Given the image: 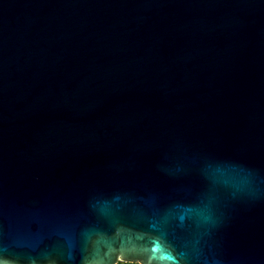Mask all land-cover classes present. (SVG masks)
I'll use <instances>...</instances> for the list:
<instances>
[{"label": "water", "instance_id": "obj_1", "mask_svg": "<svg viewBox=\"0 0 264 264\" xmlns=\"http://www.w3.org/2000/svg\"><path fill=\"white\" fill-rule=\"evenodd\" d=\"M264 264V0H0V264Z\"/></svg>", "mask_w": 264, "mask_h": 264}, {"label": "trees", "instance_id": "obj_2", "mask_svg": "<svg viewBox=\"0 0 264 264\" xmlns=\"http://www.w3.org/2000/svg\"><path fill=\"white\" fill-rule=\"evenodd\" d=\"M115 264H139L137 262H126V261H118L117 263Z\"/></svg>", "mask_w": 264, "mask_h": 264}]
</instances>
